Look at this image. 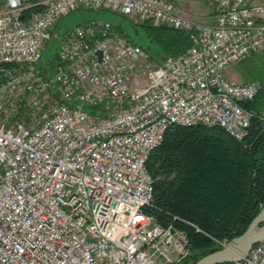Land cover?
<instances>
[{
	"label": "built area",
	"instance_id": "1",
	"mask_svg": "<svg viewBox=\"0 0 264 264\" xmlns=\"http://www.w3.org/2000/svg\"><path fill=\"white\" fill-rule=\"evenodd\" d=\"M205 1L212 23L176 0H0V264H178L191 253L178 223L200 228L149 211L150 154L171 125L244 139L258 113L243 103L263 87L226 72L264 48V2ZM78 8L184 30L192 44L157 63L103 19L56 31ZM53 37L57 58L42 67ZM233 263L264 264V241Z\"/></svg>",
	"mask_w": 264,
	"mask_h": 264
},
{
	"label": "trees",
	"instance_id": "2",
	"mask_svg": "<svg viewBox=\"0 0 264 264\" xmlns=\"http://www.w3.org/2000/svg\"><path fill=\"white\" fill-rule=\"evenodd\" d=\"M132 24L135 39L131 35L128 40L136 44L145 41L146 46H140L158 63L192 44L184 30L154 26L150 22ZM114 26L130 35L121 24ZM262 83L257 96L243 103L258 113L244 139H236L217 125H171L163 142L150 154L147 168L154 179V205L149 211L164 224L172 213L200 228L178 223L187 231L191 248V253L178 264H194L221 248L222 242L243 233L264 208Z\"/></svg>",
	"mask_w": 264,
	"mask_h": 264
},
{
	"label": "rangeland",
	"instance_id": "3",
	"mask_svg": "<svg viewBox=\"0 0 264 264\" xmlns=\"http://www.w3.org/2000/svg\"><path fill=\"white\" fill-rule=\"evenodd\" d=\"M257 0H255L256 2ZM176 6L178 10H181L188 16H191L197 20L212 23L214 16V5L205 0H176ZM91 19H103L109 21L114 29L116 24H121L122 28L129 33V36L125 35V32H120L115 29L117 34L122 35L128 40L131 38V33L133 31V22L131 18L112 12L105 9H82L78 8L72 10L68 14L64 15L58 22L56 31L63 34L64 31L71 30L79 24H83ZM140 31L141 28H138ZM141 34L142 32H138ZM132 37L135 39L134 35ZM129 41V40H128ZM131 42V41H129ZM137 42V41H136ZM133 43V42H132ZM136 44V43H135ZM137 45L146 46L145 41H138ZM60 41L57 37H53L47 44L46 49L43 52L40 65L46 67V65L51 62L53 63L59 51ZM142 47V46H141ZM145 49L144 47H142ZM264 49V48H263ZM147 51V50H146ZM149 53V52H148ZM150 55V53H149ZM151 56V55H150ZM152 58V57H151ZM155 60V59H154ZM157 62V61H156ZM158 63V62H157ZM229 79L235 82H246L252 79H260L264 82V51L262 49L252 53L244 60L231 65L226 72ZM134 82L144 84L146 79L143 77L133 78ZM264 116V111L260 113ZM264 121V118H263ZM227 241L222 242V246L226 244Z\"/></svg>",
	"mask_w": 264,
	"mask_h": 264
},
{
	"label": "water",
	"instance_id": "4",
	"mask_svg": "<svg viewBox=\"0 0 264 264\" xmlns=\"http://www.w3.org/2000/svg\"><path fill=\"white\" fill-rule=\"evenodd\" d=\"M23 16H21V19ZM264 241V208L251 221L246 230L233 237L221 248L212 251L194 264H220L234 262L248 254L252 247Z\"/></svg>",
	"mask_w": 264,
	"mask_h": 264
},
{
	"label": "crops",
	"instance_id": "5",
	"mask_svg": "<svg viewBox=\"0 0 264 264\" xmlns=\"http://www.w3.org/2000/svg\"><path fill=\"white\" fill-rule=\"evenodd\" d=\"M257 2H264V0H257ZM214 20H215V12H214V16H213V20H212V22H214ZM261 50V49H260ZM264 51V49L262 48V52Z\"/></svg>",
	"mask_w": 264,
	"mask_h": 264
}]
</instances>
